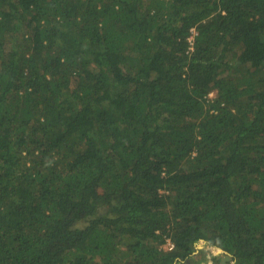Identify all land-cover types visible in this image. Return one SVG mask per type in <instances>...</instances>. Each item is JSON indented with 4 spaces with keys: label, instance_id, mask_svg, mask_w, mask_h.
Listing matches in <instances>:
<instances>
[{
    "label": "trees",
    "instance_id": "obj_1",
    "mask_svg": "<svg viewBox=\"0 0 264 264\" xmlns=\"http://www.w3.org/2000/svg\"><path fill=\"white\" fill-rule=\"evenodd\" d=\"M201 239L264 264V0H0V264Z\"/></svg>",
    "mask_w": 264,
    "mask_h": 264
},
{
    "label": "flooded vegetation",
    "instance_id": "obj_2",
    "mask_svg": "<svg viewBox=\"0 0 264 264\" xmlns=\"http://www.w3.org/2000/svg\"><path fill=\"white\" fill-rule=\"evenodd\" d=\"M193 260H192V264H211L210 260L212 261V264H230V261H234L233 259V254H231V257L226 259L225 261L223 260V258H216V255H212L209 256V254L207 252H205V254L200 252V256L196 257L195 254H193Z\"/></svg>",
    "mask_w": 264,
    "mask_h": 264
},
{
    "label": "rangeland",
    "instance_id": "obj_3",
    "mask_svg": "<svg viewBox=\"0 0 264 264\" xmlns=\"http://www.w3.org/2000/svg\"><path fill=\"white\" fill-rule=\"evenodd\" d=\"M198 242H201L202 244L198 243ZM198 242H196V248L203 249L208 254H211L210 256L216 255V258H218V259L223 257V256H220V255L216 254L217 248H215L214 246H211V245L207 244L203 240L202 241L199 240ZM230 264H235V262L234 261H230Z\"/></svg>",
    "mask_w": 264,
    "mask_h": 264
},
{
    "label": "water",
    "instance_id": "obj_4",
    "mask_svg": "<svg viewBox=\"0 0 264 264\" xmlns=\"http://www.w3.org/2000/svg\"><path fill=\"white\" fill-rule=\"evenodd\" d=\"M201 240H203V239H201ZM203 241H205V240H203ZM206 242V241H205ZM207 243V242H206ZM208 244V243H207ZM215 248H220V247H217V246H214ZM224 250V249H223ZM224 252H226L228 255H225V256H223L222 258H223V260L225 261L226 259H228V258H230L231 257V253L230 252H228V251H226V250H224ZM195 253V252H194ZM211 254H209V256H210ZM225 257H227L226 259H225ZM187 263L188 264H192V261H191V259H187ZM210 263L212 264V261L210 260Z\"/></svg>",
    "mask_w": 264,
    "mask_h": 264
},
{
    "label": "clouds",
    "instance_id": "obj_5",
    "mask_svg": "<svg viewBox=\"0 0 264 264\" xmlns=\"http://www.w3.org/2000/svg\"><path fill=\"white\" fill-rule=\"evenodd\" d=\"M216 254L217 255H220V256H225V255H228L226 252H224V250L222 248H218L216 250Z\"/></svg>",
    "mask_w": 264,
    "mask_h": 264
},
{
    "label": "built area",
    "instance_id": "obj_6",
    "mask_svg": "<svg viewBox=\"0 0 264 264\" xmlns=\"http://www.w3.org/2000/svg\"><path fill=\"white\" fill-rule=\"evenodd\" d=\"M189 40L192 42L193 37L191 36V37L189 38ZM167 246H168L169 249L173 248V246H174V244L171 242L170 239H168Z\"/></svg>",
    "mask_w": 264,
    "mask_h": 264
},
{
    "label": "crops",
    "instance_id": "obj_7",
    "mask_svg": "<svg viewBox=\"0 0 264 264\" xmlns=\"http://www.w3.org/2000/svg\"><path fill=\"white\" fill-rule=\"evenodd\" d=\"M195 256L196 257H199L200 256V249L199 248H196V250H195ZM187 263V262H186ZM178 264H181V263H178ZM188 264V263H187Z\"/></svg>",
    "mask_w": 264,
    "mask_h": 264
},
{
    "label": "bare ground",
    "instance_id": "obj_8",
    "mask_svg": "<svg viewBox=\"0 0 264 264\" xmlns=\"http://www.w3.org/2000/svg\"><path fill=\"white\" fill-rule=\"evenodd\" d=\"M200 241H202V240H200ZM198 243H201V242H198ZM202 244V243H201ZM227 257H225V259H226Z\"/></svg>",
    "mask_w": 264,
    "mask_h": 264
}]
</instances>
